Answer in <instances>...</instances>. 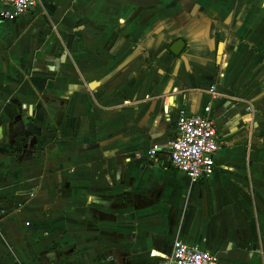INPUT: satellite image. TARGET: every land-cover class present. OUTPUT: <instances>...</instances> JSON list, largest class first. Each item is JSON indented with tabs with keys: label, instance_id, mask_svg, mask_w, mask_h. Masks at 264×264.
<instances>
[{
	"label": "crops",
	"instance_id": "obj_1",
	"mask_svg": "<svg viewBox=\"0 0 264 264\" xmlns=\"http://www.w3.org/2000/svg\"><path fill=\"white\" fill-rule=\"evenodd\" d=\"M208 106L213 176L148 158ZM0 209V264H159L175 242L264 264V0H39L1 23Z\"/></svg>",
	"mask_w": 264,
	"mask_h": 264
},
{
	"label": "built area",
	"instance_id": "obj_2",
	"mask_svg": "<svg viewBox=\"0 0 264 264\" xmlns=\"http://www.w3.org/2000/svg\"><path fill=\"white\" fill-rule=\"evenodd\" d=\"M39 0H0V24L12 22L27 14ZM216 85L210 94L217 97ZM212 108L203 114L190 116L181 110L177 119V137L166 144H153L147 152L148 158L157 166H165L163 156L170 165L184 173L191 183H198L214 175L216 154L221 149ZM1 216L7 211L0 209ZM159 264H220L219 258L209 251L175 242L171 253Z\"/></svg>",
	"mask_w": 264,
	"mask_h": 264
},
{
	"label": "water",
	"instance_id": "obj_3",
	"mask_svg": "<svg viewBox=\"0 0 264 264\" xmlns=\"http://www.w3.org/2000/svg\"><path fill=\"white\" fill-rule=\"evenodd\" d=\"M183 48H184V42L179 40L173 45L170 51L173 53V55L178 56L183 51Z\"/></svg>",
	"mask_w": 264,
	"mask_h": 264
}]
</instances>
